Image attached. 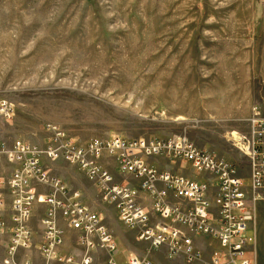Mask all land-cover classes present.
I'll use <instances>...</instances> for the list:
<instances>
[{"label": "rangeland", "instance_id": "obj_1", "mask_svg": "<svg viewBox=\"0 0 264 264\" xmlns=\"http://www.w3.org/2000/svg\"><path fill=\"white\" fill-rule=\"evenodd\" d=\"M0 101L13 106L0 142L42 145L47 126L77 145L185 134L246 178L232 133L264 111V0H0ZM58 165L70 189L91 186ZM254 207L262 253L264 201Z\"/></svg>", "mask_w": 264, "mask_h": 264}, {"label": "built area", "instance_id": "obj_2", "mask_svg": "<svg viewBox=\"0 0 264 264\" xmlns=\"http://www.w3.org/2000/svg\"><path fill=\"white\" fill-rule=\"evenodd\" d=\"M250 118L249 135H233L247 161L239 168L213 151L197 147L185 134L166 139H94L77 145L58 127L47 126L42 145L21 139L0 142V235L9 228L0 264H38L19 251L35 250L41 264H95L93 251L105 250L102 264H153L129 254L115 260L112 230L78 190L55 173L57 164L76 168L94 187L99 203L113 207L119 221L147 251L163 249L184 264H256L255 203L264 201V118ZM13 106L0 101V119ZM192 173L161 170L160 162ZM188 166V169L185 168ZM38 219L40 243L30 221ZM77 233L79 256L58 255L64 231ZM199 238L216 243L204 244Z\"/></svg>", "mask_w": 264, "mask_h": 264}, {"label": "crops", "instance_id": "obj_3", "mask_svg": "<svg viewBox=\"0 0 264 264\" xmlns=\"http://www.w3.org/2000/svg\"><path fill=\"white\" fill-rule=\"evenodd\" d=\"M256 111L264 116L263 110L260 111V110L256 109ZM247 118L245 120L249 121V119H247ZM159 167L161 170H167V171L170 170L171 172H182V173H187L189 176H193L192 173L185 172L179 168L176 171V169L173 168L171 164L164 163L162 161L160 162ZM185 168L188 169V166L185 165ZM60 169H61L60 165L57 164L56 169H55V173L57 174V172L60 171ZM72 190H78L81 192L83 201L89 207H91V209H93L94 211H96L97 213H99L101 215V217L104 219V222L107 225V227H109L112 230V232L114 233L115 240H116V243L118 245V252L115 255V260L118 263H123L126 260V258L129 256L130 253L135 254L132 252V246L130 243H135L143 251V254H135V255H137L140 258L145 257V258L149 259L150 261H152L153 264H155L154 261L158 262L159 264H173V260L181 261L183 263V261L180 258L179 259L167 258L166 253L163 249L147 251V246L145 244L137 242L135 240V233L133 231H131L130 229L126 228L119 221L117 212L113 207L112 208L114 209V211L116 213L115 216L117 217V220L113 219L112 217H110V220H109V219H106L105 216H102V214L96 209L94 202L92 200H90V195L91 196L97 195L96 190L94 189V187L92 185L90 186L88 184H83V185H80V187L74 186ZM98 203H99V201H98ZM259 203L260 202H258L256 204V207H258ZM37 208H38L39 213L35 214V216L30 221V227L32 230L33 241L35 244L40 243V240H41L40 239V226L38 224V219L41 217V215L44 211V207L41 205H39ZM263 223H260V224H263ZM9 232L10 231L8 228L3 234L0 235V255L3 254V245L9 237ZM255 232H256V223H255ZM77 235H78L77 233L65 229L64 233L60 237V243L55 247V250L57 251L58 255L68 257V256H79V255H83L85 253L84 248H82L81 246H78L76 244ZM199 239L201 242L204 243V244H199V246H201V247H204L206 245V243H210L212 247L216 246V243H214L213 241H210L209 239H202V238H199ZM255 251H256L255 256L257 259L256 264H264V252H262V253L259 252L260 250L257 246V239H256ZM19 255H26L27 258L33 259V261H35L36 263H38V264L42 263V258L40 257V255L35 250H29V251L21 250V251H19ZM91 255L95 256V259H94L95 264H102V262L108 256V253L105 250H100V251H93L91 253ZM258 258H259V261H258ZM57 264H59V263H57Z\"/></svg>", "mask_w": 264, "mask_h": 264}, {"label": "bare ground", "instance_id": "obj_4", "mask_svg": "<svg viewBox=\"0 0 264 264\" xmlns=\"http://www.w3.org/2000/svg\"><path fill=\"white\" fill-rule=\"evenodd\" d=\"M232 135L236 136V133H232Z\"/></svg>", "mask_w": 264, "mask_h": 264}]
</instances>
